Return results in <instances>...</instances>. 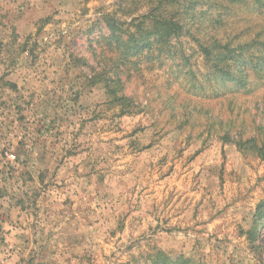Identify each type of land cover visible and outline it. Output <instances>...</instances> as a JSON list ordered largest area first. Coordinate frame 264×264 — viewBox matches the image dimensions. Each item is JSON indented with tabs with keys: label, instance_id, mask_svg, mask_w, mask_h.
I'll return each instance as SVG.
<instances>
[{
	"label": "rangeland",
	"instance_id": "374dc122",
	"mask_svg": "<svg viewBox=\"0 0 264 264\" xmlns=\"http://www.w3.org/2000/svg\"><path fill=\"white\" fill-rule=\"evenodd\" d=\"M154 7L185 29L112 50ZM262 40L264 0H0V264H264Z\"/></svg>",
	"mask_w": 264,
	"mask_h": 264
},
{
	"label": "trees",
	"instance_id": "16d2710c",
	"mask_svg": "<svg viewBox=\"0 0 264 264\" xmlns=\"http://www.w3.org/2000/svg\"><path fill=\"white\" fill-rule=\"evenodd\" d=\"M156 10L157 7L150 8V10L143 15L132 18L131 22H129L130 24L125 22V24L128 25L126 31H131L126 37H124L122 33L117 32L118 22L121 21L113 17L107 18V25L111 31V36L108 38H111V43L115 45L112 47V50H116L119 55L123 54L124 57L127 58L131 55V49L138 50V44H141V48L145 46L153 48L156 43L166 44L185 29L186 22L182 17L173 18L158 16L155 14ZM129 29H135L136 31ZM258 45L261 47L264 46V40L259 42ZM200 48L206 58L210 59L213 63L212 68H214L216 72L223 74L226 79L231 80L238 89H244L248 86L247 74L249 73V68L246 66V59L245 56L242 55V46H240V44L226 42L222 45L221 40L212 39L204 40V42L200 43ZM241 63L245 64V69ZM233 65H236L239 69L238 74L234 75L232 73L231 69ZM111 71L115 74L100 72L105 87L116 99L125 100V95L116 92L117 90H115L112 85V83L121 80V73H118V66L116 68L114 65V68L110 69V72ZM248 143H251V149L257 151L261 156H264V127L262 128L260 138L253 136L248 139ZM261 226H264L263 222ZM173 259L176 260H171L170 264L189 263V260L183 257H176Z\"/></svg>",
	"mask_w": 264,
	"mask_h": 264
}]
</instances>
